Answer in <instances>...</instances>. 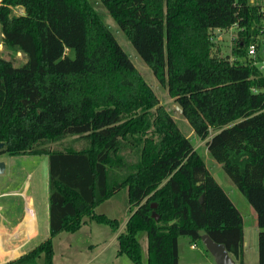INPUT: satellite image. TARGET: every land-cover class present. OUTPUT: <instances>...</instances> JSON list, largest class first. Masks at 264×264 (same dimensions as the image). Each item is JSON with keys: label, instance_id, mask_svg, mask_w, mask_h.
Masks as SVG:
<instances>
[{"label": "trees", "instance_id": "obj_1", "mask_svg": "<svg viewBox=\"0 0 264 264\" xmlns=\"http://www.w3.org/2000/svg\"><path fill=\"white\" fill-rule=\"evenodd\" d=\"M101 1L257 212L264 264V76L248 56L264 28V6ZM16 6L25 12L13 14ZM234 24L232 60L213 53L212 33ZM0 28L5 47L26 56L16 65L0 50V154L48 155L50 216V235L2 264H39L41 256L54 264V236L79 230L86 218L117 231L120 219L95 208L123 190L131 214L119 253L134 263L178 264L179 237L205 247L207 233L244 264L242 212L165 106L153 111L158 97L88 0H1ZM71 136L81 144L48 147ZM140 231L148 236L147 261Z\"/></svg>", "mask_w": 264, "mask_h": 264}, {"label": "rangeland", "instance_id": "obj_2", "mask_svg": "<svg viewBox=\"0 0 264 264\" xmlns=\"http://www.w3.org/2000/svg\"><path fill=\"white\" fill-rule=\"evenodd\" d=\"M1 1V0H0ZM94 9L98 12L102 20L107 24L115 34L118 42L123 49L131 57L139 73L142 75L146 83L155 92L159 99V105L165 106L166 110L177 122L179 129L192 141L194 147L203 156L207 166L215 175L218 182L229 194L233 202L240 211L245 215V238L248 242L245 249L244 264H259L258 250V228L252 227L249 216H247L248 207H252L248 203L246 197L239 188L233 183L231 178L225 172L219 162L212 158L208 151L207 140L202 139L195 132L189 119L181 112L176 103L179 102L177 96H174L169 88L163 85L154 74L151 67L140 57L133 46L129 34L124 31L113 15L106 8L101 0H88ZM258 4L264 6V0H254ZM25 12L23 6L13 8V14H22ZM221 32V34H219ZM218 33V34H217ZM236 35V27L232 29L215 30L212 33L214 41L213 53L220 56L227 54L235 57L232 53L234 45V37ZM0 50L4 57L13 60L16 65H22L26 61L23 52H14L5 47L2 41V33L0 28ZM73 54L70 50L68 51ZM232 59V58H231ZM180 103V102H179ZM181 104V103H180ZM211 135L214 130H211ZM210 135V136H211ZM210 138V137H209ZM81 141L71 136L54 141L48 145L50 148H64L67 146H79ZM127 158L131 160L137 159L135 152H126ZM0 158L7 162L6 170L0 172V190L3 191L5 185L9 188H19L22 183L31 178L34 186L35 203L37 207L40 231L31 237L30 241L24 247V250H31L40 242L50 235L49 228V161L46 154H11L4 152L0 154ZM31 174V177L29 176ZM21 188V187H20ZM17 205L13 206L14 212L22 207V198L17 196ZM6 197H3V200ZM127 192L121 191L118 195L108 198L98 204L95 208L97 213H105L111 218H118L121 221L119 229L116 231L110 225L100 223L95 220L87 219V223L75 232L62 231L54 236V264H136L126 254L119 253V243L117 232L121 230L126 218H129L131 212L128 208ZM124 228L121 230L123 231ZM120 231V232H121ZM139 242L141 244L142 258L147 261L148 258V236L146 231L138 233ZM180 259L178 264H216L213 255L204 246L198 244L193 246L188 236L179 237ZM39 264H43V256L38 259Z\"/></svg>", "mask_w": 264, "mask_h": 264}, {"label": "crops", "instance_id": "obj_3", "mask_svg": "<svg viewBox=\"0 0 264 264\" xmlns=\"http://www.w3.org/2000/svg\"><path fill=\"white\" fill-rule=\"evenodd\" d=\"M0 161H2L1 158ZM3 161L5 162L4 170H6L7 162L4 158ZM29 176L31 177V174H29ZM31 180V178L25 180L20 186L21 188L12 189L9 188V185L7 184L4 186L3 191L0 190V264L27 252L28 250H24V247L30 241L31 237L40 231L41 227L39 225L34 196L35 191ZM17 196H21L22 198V207L14 212L13 206L18 204ZM3 197H6V199L3 200ZM247 210V216H249L252 227H257L259 232L257 212L253 206L251 208L248 207ZM243 218L245 239L244 248L246 249L248 242L245 238V215H243ZM127 220L128 218L124 221L121 230L125 228ZM48 223H50V216ZM121 230H119L117 234H119ZM194 245L197 246L198 244Z\"/></svg>", "mask_w": 264, "mask_h": 264}, {"label": "water", "instance_id": "obj_4", "mask_svg": "<svg viewBox=\"0 0 264 264\" xmlns=\"http://www.w3.org/2000/svg\"><path fill=\"white\" fill-rule=\"evenodd\" d=\"M177 108L183 112L184 107L177 102L176 103ZM5 147L4 142H0V150H2ZM5 169V162L0 161V172L4 171ZM202 199V197H201ZM154 204L153 206H155ZM154 216L157 218L156 214ZM202 241L207 248V250L213 255L216 264H236L235 259L230 255L228 249L226 248L224 243H218L216 242L209 234L204 233L202 235Z\"/></svg>", "mask_w": 264, "mask_h": 264}, {"label": "built area", "instance_id": "obj_5", "mask_svg": "<svg viewBox=\"0 0 264 264\" xmlns=\"http://www.w3.org/2000/svg\"><path fill=\"white\" fill-rule=\"evenodd\" d=\"M252 2H254V0H252ZM233 27L237 28V24H234L232 27H230V29H232ZM216 30L221 31L222 29ZM219 34H221V32H219ZM233 39H235V37ZM248 56L250 58L251 63L257 65L261 71L262 76H264V28H261L259 30L255 40L249 44ZM234 59L235 57H232V60ZM252 90L256 93L259 92L261 89L258 87H253ZM193 246L196 247L194 244Z\"/></svg>", "mask_w": 264, "mask_h": 264}]
</instances>
